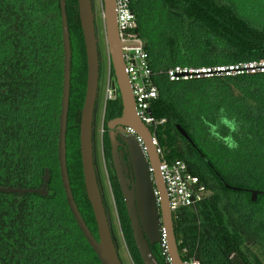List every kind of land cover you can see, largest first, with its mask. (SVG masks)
Here are the masks:
<instances>
[{
	"label": "trees",
	"instance_id": "16d2710c",
	"mask_svg": "<svg viewBox=\"0 0 264 264\" xmlns=\"http://www.w3.org/2000/svg\"><path fill=\"white\" fill-rule=\"evenodd\" d=\"M63 2V9L61 8ZM155 74L152 129L163 159L182 161L209 196L173 217L178 252L200 264H264V74L170 82L173 67L214 68L264 60V19L237 0H130ZM71 53L66 163L79 214L97 240L80 163L79 125L86 80L77 0H0V187L39 189L48 197L0 193V256L11 236L13 264H100L68 209L57 163L64 60L63 17ZM113 81V71L109 67ZM116 89V88H115ZM117 95V91H116ZM118 97L104 107L120 116ZM185 133L187 139L178 131ZM106 177L125 249L142 264L116 178L101 140ZM228 187V188H226ZM163 264L158 245L150 247Z\"/></svg>",
	"mask_w": 264,
	"mask_h": 264
},
{
	"label": "water",
	"instance_id": "95a60500",
	"mask_svg": "<svg viewBox=\"0 0 264 264\" xmlns=\"http://www.w3.org/2000/svg\"><path fill=\"white\" fill-rule=\"evenodd\" d=\"M100 2L109 65L113 71V81L122 107L120 116L106 125L110 163L130 222L133 241L142 264H157L150 247L160 243L159 230L162 227L165 231L171 264H184L178 253L173 217L169 211L164 184L158 169L160 159L156 154V148L152 145L149 129L136 116L129 81L124 71L121 43L116 26L115 0H100ZM77 4L86 62L85 92L79 125V153L85 194L96 224L97 240L79 214L67 173L65 140L70 96L71 53L63 13L64 60L57 132V163L60 183L74 222L99 263L121 264L110 233L93 162L92 125L99 80L95 17L91 0H77ZM61 8L63 9V2H61ZM127 129L133 131L134 135H129ZM177 129L187 139L180 127ZM136 137L141 140L146 156L142 153ZM119 147L128 157V164L132 167V181L125 176L126 168L118 152ZM148 167L152 169L151 174L148 172ZM48 174L49 171L45 170L42 187L38 190L0 188V192L49 196L50 193L46 190ZM154 192L157 193V197ZM250 194L251 201L254 202L258 194L264 193L250 191Z\"/></svg>",
	"mask_w": 264,
	"mask_h": 264
},
{
	"label": "built area",
	"instance_id": "2783aa9c",
	"mask_svg": "<svg viewBox=\"0 0 264 264\" xmlns=\"http://www.w3.org/2000/svg\"><path fill=\"white\" fill-rule=\"evenodd\" d=\"M115 8L116 26L121 43L124 71L129 81L135 113L138 119L150 131L152 145L156 148V154L160 159L158 169L161 180L164 184L169 211L172 217H174L178 210L194 207L202 202L209 196V192L206 187L200 183L199 178L189 172L188 167L184 162L179 160L167 162L163 159L162 152L158 147L156 138L152 132L153 128L163 123V121H157L151 113L152 104L158 98V92L153 79L155 74L149 66L148 54L145 50L144 42L132 33L136 29L137 24L135 16L130 9V0H115ZM100 13L102 15L101 2ZM256 74H264V60L224 67L200 69L176 66L165 72V75L170 82ZM116 96V89L114 88L112 79L108 74L105 80L104 107L106 103L114 101ZM127 131L129 135H134L133 131L130 129H127ZM100 132L103 134L102 127ZM136 141L138 142L142 153L146 156L145 148L142 145L141 140L136 137ZM148 172L150 174L152 172L150 167H148ZM154 195L157 197L156 192H154ZM159 233L160 243L158 244V247L160 256L163 259V264H171L167 252L165 231L162 227H160ZM181 255L183 257L188 256L186 248L181 249V254L179 253L180 258ZM181 260L184 264H200L194 257L185 258L184 260L181 258Z\"/></svg>",
	"mask_w": 264,
	"mask_h": 264
},
{
	"label": "rangeland",
	"instance_id": "374dc122",
	"mask_svg": "<svg viewBox=\"0 0 264 264\" xmlns=\"http://www.w3.org/2000/svg\"><path fill=\"white\" fill-rule=\"evenodd\" d=\"M92 8L95 17L96 40L99 55V80L98 91L93 114L92 125V147H93V162L96 172V178L103 201L104 209L107 216V221L110 228L112 240L121 264H132L125 249L122 236L119 231V225L116 217V212L111 198L110 188L106 177L105 161L102 156V137L104 136V90L105 80L109 74V60L106 50L105 36L100 13L99 0H91ZM241 9L248 11L255 19H264V0H237ZM103 118V119H102ZM101 127L103 134H101Z\"/></svg>",
	"mask_w": 264,
	"mask_h": 264
},
{
	"label": "flooded vegetation",
	"instance_id": "af4514ba",
	"mask_svg": "<svg viewBox=\"0 0 264 264\" xmlns=\"http://www.w3.org/2000/svg\"><path fill=\"white\" fill-rule=\"evenodd\" d=\"M119 117V116H118ZM118 117H115V118H113V119H111V120H114V119H116V118H118ZM111 120H109V121H111ZM109 121H107L106 122V125H107V123L109 122ZM107 133H108V130H107V128H106V130H105V134H106V136H107ZM118 152H119V154H120V156H121V158H122V161H123V164L125 165V168H126V170H125V176H126V178H128L130 181H132V178H133V170H132V167L128 164V157L126 156V154L124 153V151L122 150V148L121 147H119L118 148ZM109 155H110V148H109ZM109 167H110V169L112 170V172H113V169H112V167H111V163H110V158H109ZM113 174H114V172H113ZM115 176V175H114ZM42 187V186H41ZM40 187V188H41ZM0 188H5V187H0ZM39 188V189H40ZM13 189V188H12ZM16 189H20V188H16ZM22 190H27V189H22ZM35 190H38V189H35ZM46 190H47V186H46ZM48 191V190H47ZM49 193H50V191H48ZM0 193H6V192H0ZM13 194H19V193H13ZM28 194V193H27ZM31 194V193H30ZM43 197V196H42ZM44 197H48V196H44ZM65 197V196H64ZM66 201V200H65ZM67 204V203H66ZM3 236H5V235H2L1 234V231H0V240H1V237H3ZM5 241H7V243H5V252H6V256H7V260H3L2 258H1V256H0V264H13V260H12V258L13 257H16L19 253L17 252V251H14V249H13V243H12V240H11V236L10 235H7V237H6V240ZM1 251H3L2 249H1V243H0V252Z\"/></svg>",
	"mask_w": 264,
	"mask_h": 264
},
{
	"label": "clouds",
	"instance_id": "9594fccd",
	"mask_svg": "<svg viewBox=\"0 0 264 264\" xmlns=\"http://www.w3.org/2000/svg\"><path fill=\"white\" fill-rule=\"evenodd\" d=\"M104 114V113H103Z\"/></svg>",
	"mask_w": 264,
	"mask_h": 264
}]
</instances>
